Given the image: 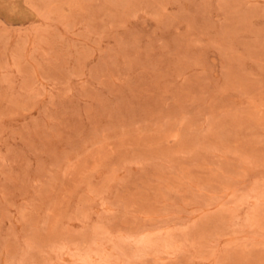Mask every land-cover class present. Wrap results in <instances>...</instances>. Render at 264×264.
I'll list each match as a JSON object with an SVG mask.
<instances>
[{"label":"rangeland","instance_id":"obj_1","mask_svg":"<svg viewBox=\"0 0 264 264\" xmlns=\"http://www.w3.org/2000/svg\"><path fill=\"white\" fill-rule=\"evenodd\" d=\"M0 264H264V0H0Z\"/></svg>","mask_w":264,"mask_h":264}]
</instances>
